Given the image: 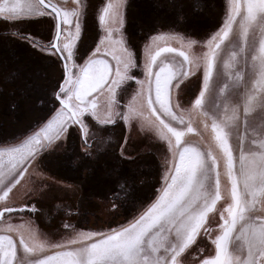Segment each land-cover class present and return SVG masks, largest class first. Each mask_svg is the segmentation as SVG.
<instances>
[{"label": "snow or ice", "instance_id": "obj_1", "mask_svg": "<svg viewBox=\"0 0 264 264\" xmlns=\"http://www.w3.org/2000/svg\"><path fill=\"white\" fill-rule=\"evenodd\" d=\"M123 6L124 0H107L99 8L103 35L85 50L81 0L71 8L59 0H0V18L17 29L12 35L45 51L61 71L46 101L55 115L46 114L38 131L0 151V221L37 211L35 203L15 205L10 197L30 168L45 167L54 152L78 151L73 166L92 158L86 114L103 125L119 117L125 130L135 119L166 143L163 184L139 216L104 231L64 223L70 234L55 243L41 241L31 221L3 222L0 231L8 234L0 235V264H264V0H228L222 25L200 42L199 54L191 51L196 40L173 47L169 41L178 34L155 25L137 43L125 28ZM193 10L201 9L196 4ZM40 17L49 18L45 41L19 31ZM198 71L199 91L185 107L184 92ZM193 118L210 129L207 138ZM188 133L200 135L204 147L185 139ZM127 140L118 150L130 160ZM135 183L118 177L112 191L134 201ZM224 198L230 202L213 235L208 214ZM198 236L214 246V254H204ZM18 245L34 258H18Z\"/></svg>", "mask_w": 264, "mask_h": 264}, {"label": "rangeland", "instance_id": "obj_2", "mask_svg": "<svg viewBox=\"0 0 264 264\" xmlns=\"http://www.w3.org/2000/svg\"><path fill=\"white\" fill-rule=\"evenodd\" d=\"M173 1L174 0H131L129 3V15L126 18L129 23H127L126 30L130 38L138 42L141 36V32H143L145 26L143 20L146 21V18L144 16L145 13L148 12L147 6L150 10V5L152 4L157 7L159 11L157 13V11H154L153 8L152 11L148 13L149 15H152V17L149 16V18H147L149 21V26L155 25L158 29H168L169 27L172 30L182 32L180 35H177L174 39H171L169 42L173 47L178 45L186 46L187 42L191 39L185 38V35L200 40L203 37L204 33L208 32L207 30L214 28L211 32H209V34H207L206 37H203V39H206L208 36H210L211 33L218 30V28L223 23L228 4V0H204L203 2L200 1L198 3V5L202 6L200 8L201 10H195L191 12L192 7L194 8V5H196L195 0H188L186 11L180 8L183 4V2H179L181 0H178V2ZM59 2L69 8H71L75 3L74 0H72L71 2L69 0H59ZM81 2L85 5V14L89 15L88 10H93V14L91 15L92 33H88V36H86V38H83L84 42L86 43L91 39V36L99 34L98 22L96 17L98 16L99 8L102 7L106 0H81ZM174 5H176L175 10L173 9ZM181 16H183V19L180 18ZM89 17L90 16H87V25L89 24ZM164 18L166 19L164 20ZM162 20H164V22H162ZM213 21L214 26H211V23ZM23 27H25V24L23 25ZM6 29H9L8 22L5 19L0 18V48L5 46L9 51L10 44L7 43V41H9L10 37L9 39H6L7 37L4 34ZM12 30L17 31V29L13 27ZM24 30L26 29L21 28L20 26L19 31L21 33H25ZM135 32H137L134 35L136 37H133V34ZM82 36L84 37L83 31ZM42 39V42L45 41V38ZM16 40H19L21 42L24 41L22 36ZM202 40L197 41L198 43L192 46V52L199 54V52L201 51L200 42H202ZM92 41L94 42V40ZM225 43H227V41ZM16 46L18 50V55L17 60L14 62L13 66L19 67L17 68L19 70H23V76H28L30 73H33V77H35L36 75L34 73L36 70V64L35 62H32L31 59H34L36 55L32 54L33 51L31 49L25 48L20 44L18 45V43ZM226 54L227 51H225L224 55ZM165 55L168 54H162L161 59H163ZM43 58L44 59H39V61H42V64H40V66L43 65L45 67L47 66L45 63L46 56H44ZM50 62L52 65L53 61L51 60ZM200 76H202V71H198L195 76L192 77L195 83L186 88L184 92L185 107L191 106L189 102L193 99L195 95H197L199 91ZM24 85L28 86L29 84L24 83ZM30 88H33V86ZM19 91L20 93H23L21 92V89L14 88V85L7 81L2 82L0 84V151H3L4 149L9 148L15 143H17L19 140L15 141V139L17 137H20L23 132L27 130L26 127L31 126L32 122L37 119L38 113L34 115L36 111L33 110L32 106L34 105V101H40V99L42 98L40 95H43V93L36 94L32 93L34 89L29 91L27 90L29 93L31 92V94H34L37 97L34 98L33 96L30 101H25L22 103L20 102L21 100L19 101L18 99V95L20 94H18ZM49 94L51 95V89ZM13 101L15 103H13ZM25 111H28V115L27 117L21 119ZM41 115H39L38 117H40ZM260 115L261 113L257 108L256 112L254 113L255 119L258 120ZM135 121L136 123H138L139 128L136 129L135 132L137 133L139 131L140 136H143L142 134H149L150 138H152L153 141L157 140L161 143L164 142L159 139V137L154 131L146 128H141L139 121ZM185 121L187 122V116L185 117ZM173 124L174 126H181L178 125L176 122H173ZM193 127L196 128L197 131H199L205 138L208 137L210 129L209 132H205L203 130L202 125L199 124L196 118H193ZM38 130L39 128H37L35 131ZM105 132H107V134H112L115 139L118 135L110 131ZM32 133H30L29 135H31ZM95 133L99 135V130H96ZM91 138H89V140ZM185 139L191 141L193 144L200 146L201 148L204 147V144L201 143V136L197 135L196 133H188ZM231 143L235 148L237 144V139L235 135H233ZM163 145H160L159 143L157 145H154L153 143L151 145L153 149L151 148V146H149L147 149L142 148L144 150L141 149V151H139L144 152L146 154L150 152H155L153 154H155L156 157L160 160V164L158 162H155V164L154 162L150 164L156 166L153 168L157 170V175H159V177L156 178H160V181L157 185V193L155 194L154 199L150 201V203H147L145 207L141 206L143 208L140 209L134 215H132L131 218H126L125 220H123L126 214H122L123 216L120 215L118 217H115V211L117 209L113 208V204L115 203V197L117 198L116 201H122V203L124 202V194L122 191H117L118 194H114L116 192L112 191L113 187L116 185L117 178L120 176L118 174L120 172L119 168L121 165H123L122 167H124L123 162L121 163L120 161H117L119 160L117 157H115L114 159L113 155H105L103 153L98 154L97 150H92V158L80 159L81 161H85V168H77L79 176L69 173L65 171L64 168H61L60 159L55 156H50L48 158L47 165L45 167L36 169V171H33L30 168L29 172L25 174V177L22 178L21 183L17 185L15 189H13V193L10 194V197H12V200L15 205H19L21 203H35L37 206V211L30 212L28 210H25L23 213L12 214L10 218L6 215L3 220L0 221V224H2L3 222H10L13 225H21L24 224L25 221H31V225L29 226L36 229L39 234L40 240L45 243H55L61 241L70 234V230L66 231L62 228V224L64 223L71 224L76 230L94 231H104L109 228H116L119 225L126 224L128 221H130L134 217L139 216L144 210H146V208L155 200L156 195L158 194V190L163 184L162 178L164 175L165 167L163 163L164 156L162 155V152L166 149V145ZM74 158L76 159V156ZM6 162L7 161L5 160V163ZM127 164L133 166L137 165L136 162H129ZM81 165H83V163ZM62 179L67 181L71 180V182H83L82 185L86 188L84 189L79 185H72L69 183L67 184ZM82 188L84 189V192ZM106 190L114 195L113 199L110 197L109 192H107ZM100 195L103 196L104 199H101ZM229 202L230 201L228 198H224L218 201L215 209L208 214V219L212 222L210 229L212 230L213 235H215L217 231L216 226L219 223V213L224 207H226L227 203ZM4 234L8 233L0 231V235ZM14 238L16 237L14 236ZM198 244H203V250L205 252L209 248H211V244H209L208 240H206V238L204 237L200 242H198ZM17 256L18 258H22L25 261L34 258L30 255H25L23 248L19 245L17 248Z\"/></svg>", "mask_w": 264, "mask_h": 264}, {"label": "flooded vegetation", "instance_id": "obj_3", "mask_svg": "<svg viewBox=\"0 0 264 264\" xmlns=\"http://www.w3.org/2000/svg\"><path fill=\"white\" fill-rule=\"evenodd\" d=\"M180 2H183V4L181 5V9L186 11L188 0H181ZM153 7H155V6L153 5ZM181 13H182V11H181ZM87 16L88 15L85 14V12L83 11V14L81 16V25H82L83 33H84V31L86 30V27H87ZM48 19L49 18H47V17L34 18V19L29 20V22H27L25 24V27H23V25H22L21 28L26 29V30H24L25 33H31L33 35V37H35L38 40L42 41L43 40L42 38H45V34L47 36V34L49 33L48 32L49 25H48V22H47ZM165 19L166 18H164V20ZM143 22L145 23V20H143ZM127 23H128V21L125 19V28L127 27ZM213 24H214V21L211 23V26H214ZM4 25H6V24H4ZM8 27H9V29H6L4 34L7 37L6 39H9V37H10V39H9V41H7V43L10 44L9 48H11V50H12L11 53L14 54V56L18 55L17 54L18 50L14 48V44L18 43V45L20 44L22 46H25V48L31 49L33 51L32 54L40 57L41 59H44L43 57L46 56V62H45L46 65L51 64V62H50L51 60L53 61V64L51 65L50 68L44 67V69H42L40 67V64H42V61H39V59H38V63L35 62L36 70H37V71L35 70V75H37V72H40L42 74V71H44L46 77L48 79H50V81L52 82L51 83L50 81H47V86L43 87L44 90H45V93H43L42 98L40 99V101H38V103L41 106H43V114H44L43 116H45L47 114V116H49V117H47V119H49L54 114L55 111H52L51 113L48 112L49 109L53 108V105L51 103H49V102H46V101H47V98L51 96L49 94L50 93V89H51V85L56 84L57 80L61 77L60 68L54 62V58L50 57L45 51H41V50L39 51L37 47H30L29 44L27 42H25V41L21 42L19 40H16V39H19L21 36H13L12 35L13 30H12V26H11L10 22H8ZM184 27H186V26H184ZM6 28H7V26H6ZM212 29H214V28H211V29L207 30L208 32L204 33L203 37H206L207 34H209V32L212 31ZM201 31H203V30H201ZM172 32H175L178 35H180L182 33V32H179L177 30H172ZM202 34H203V32H202ZM184 37L188 38V39H191V40H196V41H201L203 39V37H202L201 39L198 38L200 40H197L196 38L190 37V36H187V35H185ZM11 38H13V39H11ZM141 39H143V35L140 36V40ZM138 42H139V40H138ZM42 52H44V53H42ZM34 59H36V57H34ZM55 68H57V71H58V72H56V74H55V71H56ZM140 76L142 77V73H140ZM120 95H122V94H120ZM130 98H131V96L128 97V99H130ZM118 99H119V96H118ZM125 104H126V101L125 100H121V105H125ZM58 106H59V104H57L55 107H58ZM38 116L39 115H37L36 122L33 125L34 126L36 125L39 128V127L43 126V123H46L47 120H45L40 126H38L37 121L42 118L41 117L42 115L40 117H38ZM134 121H135V119H134ZM85 122H86V120H85ZM131 124L132 123H128L127 124V130H125V123L122 122L120 120V118H118L117 121H115L113 124H111L112 127L115 126V125L121 127L120 131L113 132L114 134H116V135L118 134L119 135V138H118L119 144L117 145L116 150H112V148H110L107 151L108 155H113L114 159H115V157H117L119 160H117V159L116 160L120 161L121 163L123 162V164H124V167H122L123 165H121L120 168H119V171H120L118 173L120 175L119 177H121L123 175H127V176H123V177H128L130 180L132 179V180H134L136 182L135 183L136 199L134 201H131V202L124 201L122 203V201H119V202L116 201L117 198L115 197V203L113 204V208L117 209L115 211V214H116L115 217H118V216H120L122 214H126L124 216L123 220H125L126 218H131L132 215L137 213L140 209L145 207V205H147V203H150V201H152L154 199L155 194L157 193V185H158V183L160 181V178H158V179L156 178V177H159V175H157V173H158L157 170H155V168H153V167H156V166L155 165L153 166V164H150V163H153V162H154V164H155V162H158L160 164V160L156 157L155 154H153L155 152H153V153L150 152V153L146 154L144 152H139V151H141L142 148H144V149L146 148L147 149L153 143H154V145H157L158 143L160 145L164 144L163 146L166 145L164 142L161 143L160 141H157V140L153 141L152 138H150L149 134L148 135L142 134L143 136H140L139 131L137 133L135 132L136 129H139L136 126V124L133 125V126H135L137 128L133 127V129H132V128L128 127V125H131ZM25 131H27V130H25ZM125 136H127V138H128L127 143L125 144V150H126L125 154L127 156L132 157V159H130V160L129 159H123L119 155V150H118L119 149V145L121 144V142H122V140H123V138ZM111 138H113V135L112 134H108L107 135V141L111 142ZM94 141H95V138L91 139V141L90 140L88 141V143L91 144L90 151L95 150ZM151 148L153 149L152 146H151ZM144 149H142V150H144ZM129 162H136L137 165L133 166V165L127 164ZM121 174H123V175H121ZM83 188L85 189L86 187H83ZM84 189H83V192H84ZM107 192H109V191H107ZM96 193H98V192H96ZM104 194H105V192H104ZM114 194H118L117 191ZM109 195H110V197L112 199L114 198V195L111 192H109ZM100 197H101V199H104L103 196L100 195ZM114 205H115V207H114ZM141 206H143V207H141ZM211 225H212V222L208 219L206 227L210 228ZM213 227H214V225H213ZM202 238H203V236H198L197 237V244H198V242H200L202 240ZM209 244H210V242H209ZM198 245H200V244H198ZM195 247H196V245L193 246V248H195ZM200 247L203 249V244L200 245ZM204 254L205 255L214 254V246L211 245V248H209L206 252L204 251Z\"/></svg>", "mask_w": 264, "mask_h": 264}, {"label": "crops", "instance_id": "obj_4", "mask_svg": "<svg viewBox=\"0 0 264 264\" xmlns=\"http://www.w3.org/2000/svg\"><path fill=\"white\" fill-rule=\"evenodd\" d=\"M69 1L71 2L72 0H69ZM130 1L131 0H124L123 13H124V18L125 19L129 15V11H130V9H129V3H130ZM106 2H107V0H106ZM150 7H149L150 10H149L148 9V6H147V11L148 12L145 13V16H144L146 18V21L147 22L145 21V23H144L145 26H144L143 32H141V35H143L144 30H146L148 27H150L149 26V23H148L149 21H148L147 18H149V16L152 17V15H149L148 13L150 11H152L153 8H154V11H157V13L159 11V9L157 7H153V5H150ZM162 11H163V9H162ZM157 13H156V15H157ZM98 14H99V12H98ZM156 15H155V17H156ZM96 18H97V22H98V28H99L98 33L99 34H95V36H91V39L88 42H86V43L84 42V49L85 50H87L89 46L95 47V43H98V41H99V36H102L103 35L102 27L99 25L98 16ZM162 22H164V20H162ZM88 27H89V24L87 25L86 30L84 31V38H86L87 34L89 33ZM158 30L159 31H162V32H170V31H172L169 27H168V29H165V28L162 29L161 28V29H158ZM91 32H92V30H91ZM135 33H137V32H135ZM92 40H94L95 43ZM139 41H140V38H139ZM15 44L17 45V43H15ZM16 45H14V47ZM15 49H17V46L15 47ZM77 63L80 64V63H83V61L82 60H78ZM40 67L42 69H44V66L43 65H41ZM55 69H56V71H55V74H56V72H58V71H57V68H55ZM32 79H33V81H32V84H30V87H32V85H36V84H39L40 85V86L38 85L39 88H37V90L36 91H33L32 93H45V90L43 88V79L42 78L38 79V77L37 78L36 77H33ZM31 90H33V89L31 88ZM56 108H58V107H56ZM118 110H120V109L118 108L117 111ZM101 111H103V109H101ZM35 114H37V113H34V115ZM41 114L44 115L43 112H40L38 115H41ZM54 115H55V112H54V114L52 116H54ZM52 116L49 119H51ZM84 119L86 120V123L89 126V138H91V137H92L91 139L95 138L94 148H95V150H97L98 154L103 153V154L107 155L108 154L107 151L110 148H112V150H116L117 145L119 144L118 135H117L116 139L113 136V138H111V142H108L107 141V135L108 134L105 131H110V132L113 133V132L120 131L121 130V127H119L117 125H115V126L112 127L111 125H103V124H100L99 120H97L96 118H93L89 114H86ZM117 119H118V117H117ZM117 119H116V121H117ZM35 122H36V119L32 122V125L26 127V129L27 130L37 129V126L36 125L35 126L33 125ZM130 123H132V124L131 125H128L129 128H132L133 129V127L134 128H137L138 127V123H136V121L132 120ZM135 124H136L137 127L133 126ZM73 127H75V126H73ZM96 130H99V133H98L99 135H97L95 133ZM70 131H71V129H70ZM93 133H95V134H93ZM94 136H96V137H94ZM77 154H79L78 151L77 152H74L71 155L65 154V153H62V152H54L51 156H55V157H57V158L60 159L61 168H64L65 171L79 176V172L77 171V168H79V169L81 167L85 168V166H84V162L85 161H83V160L82 161L81 160H76L75 165L73 166V161L75 160L74 157ZM82 163H83V165H81ZM53 176H55V175H53ZM62 180L65 181L67 184L69 183V184H72V185H79L80 187H83V185H82L83 182H79V181L78 182L77 181H72L71 182V180L70 181H67V180H64V179H62Z\"/></svg>", "mask_w": 264, "mask_h": 264}, {"label": "trees", "instance_id": "obj_5", "mask_svg": "<svg viewBox=\"0 0 264 264\" xmlns=\"http://www.w3.org/2000/svg\"><path fill=\"white\" fill-rule=\"evenodd\" d=\"M200 1L203 2V0H195V3L198 4ZM173 2H178V0H174ZM175 6L176 5H174V7H173L174 10L176 9ZM201 7L202 6H200V8ZM193 9L194 8L192 7L191 12L194 11ZM88 12H89L88 14L90 16L89 17V26H90L89 27V34H91L92 33L91 32V30H92V22H91L92 17H91V15L93 14V10L90 9ZM135 34L136 33H134L133 35H135ZM87 36H88V34H87ZM133 37H136V36H133ZM23 47H25V46H23ZM11 51H12L11 49L8 51L7 47H5V46L0 48V84L2 82H5V81H7L9 83H12L14 85V88H19V89L22 90L21 92H23V93H20V91L18 92V94L20 93L19 94L20 96L18 95L19 101L21 100L20 102H22V103L25 102V101H30L33 96H34V98L37 97L34 94H31V93L28 92L29 90H31L30 84H32V81H33V79H32L33 78V75H32L33 73H30L28 76H23V74H24L23 70H19V69H17L19 67L13 66L14 62L17 60L16 59L17 56H14V54H12ZM38 59H41V58L36 56V59L32 58L31 61L38 63ZM50 65L49 66L47 65L45 67L50 68ZM26 74H27V72H26ZM35 77L36 78L38 77V79H40V78L43 79V87H46L47 86V81H50V79H48L46 77L44 71H42V74L40 72H37V76H35ZM24 83L25 84H29V85L25 86ZM38 85L39 84L32 85L33 86L32 89H34V91H36L37 88H39V86H40V85L39 86ZM40 96L42 97V94ZM11 97H12V95H11ZM13 103H15V102L13 101ZM33 104L34 105L32 107H33V110L36 111V113L39 114L40 112H43V106H41L38 102H35V101H34ZM11 108H12V106H11ZM27 115H28V111L27 112L25 111L23 113L21 119L27 117ZM41 117H44V116L42 115ZM47 117H49V116H47ZM41 124H39L38 126H40ZM35 130L36 129H31V130H27V131L23 132V134L20 137H17L15 139V141L24 139L25 137H27L30 133L34 132Z\"/></svg>", "mask_w": 264, "mask_h": 264}]
</instances>
